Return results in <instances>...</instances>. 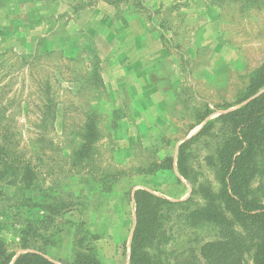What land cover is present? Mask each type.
Returning <instances> with one entry per match:
<instances>
[{
    "label": "rangeland",
    "instance_id": "1",
    "mask_svg": "<svg viewBox=\"0 0 264 264\" xmlns=\"http://www.w3.org/2000/svg\"><path fill=\"white\" fill-rule=\"evenodd\" d=\"M263 65L264 0H0V264H130L139 189L172 203L147 252L201 259L228 133L186 147L188 178L180 147Z\"/></svg>",
    "mask_w": 264,
    "mask_h": 264
},
{
    "label": "trees",
    "instance_id": "2",
    "mask_svg": "<svg viewBox=\"0 0 264 264\" xmlns=\"http://www.w3.org/2000/svg\"><path fill=\"white\" fill-rule=\"evenodd\" d=\"M229 109L233 110L208 122L180 147L178 171L188 178L186 147L211 132L217 123L222 131L228 133L213 161L220 190L216 193L207 191L209 207L199 210L196 219L207 220L217 226L225 238L202 246L199 251L201 259L192 258L180 264H264V200L256 196L252 187L256 178L263 175L264 168V65L253 73L235 103L224 110ZM212 114L208 110L201 122ZM169 163L173 168V160ZM135 204L136 227L130 264H163L160 257L149 254L147 250L159 241L165 228V205L172 203L139 189L135 193ZM12 260L6 264H11ZM14 264L56 263L39 253L29 252L19 255ZM73 264L100 262L90 255L81 254Z\"/></svg>",
    "mask_w": 264,
    "mask_h": 264
}]
</instances>
